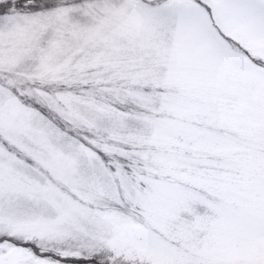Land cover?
I'll return each mask as SVG.
<instances>
[{
    "label": "snow or ice",
    "instance_id": "snow-or-ice-1",
    "mask_svg": "<svg viewBox=\"0 0 264 264\" xmlns=\"http://www.w3.org/2000/svg\"><path fill=\"white\" fill-rule=\"evenodd\" d=\"M0 264H264V0H0Z\"/></svg>",
    "mask_w": 264,
    "mask_h": 264
}]
</instances>
